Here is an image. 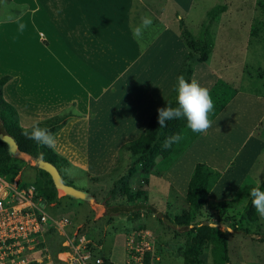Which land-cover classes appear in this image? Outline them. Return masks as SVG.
Segmentation results:
<instances>
[{"label": "rangeland", "instance_id": "rangeland-1", "mask_svg": "<svg viewBox=\"0 0 264 264\" xmlns=\"http://www.w3.org/2000/svg\"><path fill=\"white\" fill-rule=\"evenodd\" d=\"M113 1L116 2L19 0L16 5L0 0V22H12L0 25V67L16 71L28 65L29 71L33 69L34 72L24 70L27 74H19L20 84L23 85L21 91L30 100H62L85 89H88L85 90L88 95L94 97L88 101L92 111L90 109L87 116L73 109L84 116L77 119L84 120L76 123L75 130L68 135L70 137L55 135L56 143L62 147L57 144L54 147L72 164L61 167L64 180L72 182L79 189L88 190L96 198L86 202L74 201L63 191H58L60 201L55 203L56 208H47L49 214L58 218L66 217L88 231L94 244L104 246L99 253L112 254L115 264H124L127 235L143 229L149 230L155 241L156 253L161 260L159 264H185V251L191 238L173 223L189 212L186 195L193 171L189 170L188 158L183 159L187 150L172 165L176 166L173 169L171 167L164 176H150L149 185L136 176V169L141 166L139 158L129 152L121 153L120 150L125 144L140 137L149 119L171 97L177 77L181 75L189 82L196 80L209 91L218 81L217 77H220V80L239 93H254L258 98L261 93L264 94V0H132L134 8L130 10V17L128 14L129 38L118 36L123 30L114 26L113 13L106 10L112 8L110 4ZM27 2L34 7L30 18L16 23L15 19L20 17L21 11L25 6L28 8ZM130 2L125 0L126 6ZM219 6L225 9L209 24L214 47L209 60L203 63L200 53L187 50L184 32L188 31L196 41L204 40L209 13ZM106 13L110 16L107 17ZM77 14L81 15L82 21L78 17V23H75L74 17ZM142 17H149L152 24L143 31L141 39H136L133 28L140 26ZM21 24L24 25L22 30ZM123 35L126 36L125 33ZM81 38H84L83 42L78 41ZM132 38L138 43L140 51L144 52L150 47L155 55L149 61L152 62L151 68L155 66L154 71H141L142 76L145 74L141 76L142 81L143 78L154 81L151 91L147 81L144 79L142 82L141 105L139 99L134 97V92L122 91L117 95L115 89L107 92L101 90V83L107 81L105 79L109 69L111 72L115 65H125L119 55L120 52L133 49ZM182 44L186 50L180 49L177 56L173 55L172 52L179 50ZM70 50H75L74 58H71L74 52ZM189 52L193 54V59L187 58ZM38 53L45 57L41 59L43 65L37 58ZM168 55L174 56L175 69L170 65L173 60L167 59ZM164 60L169 62L168 65ZM39 66L44 68L43 73L37 70ZM191 70L193 74L189 79ZM90 71L93 74L91 76L88 75ZM171 72L173 75H170ZM19 75L8 84L14 85L17 91ZM122 93L124 97L127 96L124 100ZM28 101L22 99L20 105L28 109L32 105ZM259 133L264 134V125L260 126ZM16 155L26 162L18 176L22 184L39 181L44 185L48 177L36 169L30 156L26 159L22 154ZM88 161L89 169H80H85ZM237 181L239 183L225 182L227 185H222V189L213 190L203 212L193 213V221L220 223L217 230L228 240L227 264H264V237L261 235L262 238L255 239L250 234H264V220L261 219L257 225H249L247 216L251 198L243 197L244 187L255 182L248 179ZM261 181L256 180L261 184L255 185L261 186ZM125 184L136 189H148L150 210L137 209L120 197L118 193ZM113 191L117 193L115 205L107 203L114 197ZM224 200H229V205L219 204ZM112 206H120L129 211L114 213L111 220L108 216L109 207ZM161 219L173 223L165 224ZM61 243L62 238L58 232L51 235L49 253H53ZM200 259L203 264H216L211 251H206Z\"/></svg>", "mask_w": 264, "mask_h": 264}, {"label": "trees", "instance_id": "trees-1", "mask_svg": "<svg viewBox=\"0 0 264 264\" xmlns=\"http://www.w3.org/2000/svg\"><path fill=\"white\" fill-rule=\"evenodd\" d=\"M6 1L12 3L14 0ZM132 8H134V6ZM224 9V6H219L209 13V23L205 25L206 29L204 31V40L196 41L188 31L184 32L188 46L187 50L198 52V54L200 53L203 63L209 60V56L212 53V49L214 47L209 24H211L216 17L221 15ZM1 23L2 21L0 24ZM187 58L193 59V54L189 52ZM192 74L193 72L191 70L189 72V79ZM11 80V75H5L0 78V133L8 135L17 141L19 146V154H26L30 156L32 162H36L40 159L50 162L56 166L61 173V167L65 168L72 166L67 158L62 156L58 151H56L55 148H49L47 146L37 144L34 141L26 139L24 135H22L23 130H31L32 127L24 128L21 125L20 116L16 107L8 103L4 97V87ZM238 92V90L232 88L223 80H218L216 82L210 91L214 103L213 111L209 114V119L212 121V123L236 97ZM261 95L264 96L263 93H261ZM174 98H176V92L173 90L171 97L168 98L165 104L161 107H176L177 103ZM70 109L57 116L39 122V126L41 128H47L55 137V135L64 129L72 119L84 117L83 115L74 112L73 109L75 110V108ZM157 116L158 112L156 111L149 119L140 137L125 144L120 150L121 153L129 152L133 156L139 158L138 162L141 166L139 169H136V171H138L136 176L141 177L146 185H149V177L151 175L158 177L164 176L165 173L172 167V165L181 157V155L186 150H188L200 136L204 134L193 133L190 129H188L186 126V118L183 116L175 120L167 121V127L159 128ZM177 133L181 134L182 139L178 143L172 144L171 147L165 148V141ZM118 161L121 162V159L119 158ZM25 163L26 162L23 160V158L11 153L9 146L0 139V176L6 177L10 181H14L20 175L21 168L25 165ZM36 169L40 170L37 167ZM40 172L46 175L48 179L44 182V185L40 184L39 181L35 182V185L38 188V191L43 195L46 203L48 205H53L60 201L58 198V191L56 190L50 175L42 170H40ZM221 177V172L210 168L206 163H198L193 170L186 195V201L189 205L190 213L188 212L185 215L180 216V218H177V221L174 223L170 220L164 221L161 219L165 224L173 223V225L178 227L182 233L187 234L191 238L185 251V264H203V261L200 259V257L205 254L206 251L212 252L216 264H227L229 262L228 240L221 234L219 230H217V226H219L220 223H194L192 217L193 213L196 214L203 212V209L209 202V196L211 192L216 187ZM64 182L75 187L72 182H66L65 180ZM252 187H260L261 190H264V179L261 186H256L255 184H249L245 186L243 189L245 196L243 197L251 198L249 196V191ZM80 190H83L88 194L87 200L96 198V196H91V193L88 190ZM112 194L114 197H112L111 202L109 200L107 203L112 205L114 203L115 205L117 193L116 191H113ZM118 194H120L122 199H126L128 203L135 205L137 209H149L148 189L146 187L136 189L129 184H125ZM68 198L76 201L74 198ZM87 200H85V202ZM229 203V200H224L219 204L229 205ZM56 207L57 205L55 204L54 208ZM125 211L128 212L129 210L126 208L122 209L120 206H112V208L109 207L110 214L108 217L112 220L114 213L118 214ZM161 216L166 217L162 214ZM247 219L249 221V225L252 226L257 225L261 220V218L256 213V210L252 207V203ZM185 227L190 228L185 230ZM246 233L250 232L247 231ZM250 234H253L255 239L256 237L262 238L261 235L264 237V234L260 233ZM62 251H64V248L60 245L56 248L54 253L57 254ZM146 262L148 263V260Z\"/></svg>", "mask_w": 264, "mask_h": 264}, {"label": "crops", "instance_id": "crops-1", "mask_svg": "<svg viewBox=\"0 0 264 264\" xmlns=\"http://www.w3.org/2000/svg\"><path fill=\"white\" fill-rule=\"evenodd\" d=\"M17 1L19 0H14L13 3H16ZM113 2L114 3L110 4L112 8L111 9L106 8V10L107 12L113 13L112 20L114 21V26H116V28L118 29L123 30V33H118V36H121L123 38L124 37L129 38L127 36V31H128L127 29L130 27L129 17L131 12L130 10L133 7L132 0L127 6L125 4V0H116V2L115 1ZM27 4H28V8L27 6H25V9H23V11H21L20 13V17L15 19V22L16 21L23 22L27 18H30V14L34 10V7L32 3L27 2ZM102 6L104 7V4H102ZM91 7L93 8L94 6ZM82 11L83 10H81V12ZM109 16L110 14L109 15L107 14V17ZM78 17L81 20V15L77 14V17H74L75 23L77 22L76 18ZM83 23L86 22L83 21ZM1 24L3 25L12 24V22L7 23L6 21H4ZM124 33L126 34V36L124 35L122 36V34ZM83 39L82 38L81 40L78 39V41L83 42ZM132 45H133L132 50L128 49L124 51L127 53L120 52L121 55L119 56L120 58L124 59L125 65L124 66H120L119 64L115 65L116 67L111 69V72L109 69V73L107 75L108 77L105 79L108 82L106 81L101 83V90L107 92L111 89H115L117 91V95H120L121 93L119 92L122 91L124 93L126 91L134 92V97L139 99V103L141 105L142 104L141 92H143L141 90V84L145 79L143 78V81L141 80V78L145 75L144 74L142 76L141 71L144 69H148L152 72L154 71L153 69H155V66L151 68L152 62L149 61L153 60V57H155V55L153 49H151L150 47L148 50L144 52L140 51L141 49L139 48L138 43L134 40V38H132ZM125 46L130 48L129 45H125ZM3 48H5L6 50V47ZM183 48L185 49V46L182 44L179 50H177L176 52L175 51L172 52L173 55L177 56L178 53L183 51ZM180 49L182 50L180 51ZM74 51L70 50L71 53H73ZM74 54L75 52L73 53V55L71 54V58H74L73 57ZM41 55H42L41 53H38L37 55V58L38 60H40V63H42L41 59L45 58ZM167 59L173 60V62H171L170 65L172 66V68L175 69L176 64L174 61V56L168 55ZM164 63L167 64L169 62H167V60H164ZM206 67L209 68L208 66ZM24 70L29 71L28 65L25 67V69L16 70V71L13 69L4 70L2 69V67H0V78L5 75H11L12 80L9 82L11 83L12 81L14 82L16 80V75H19L21 72L23 74H27L25 73ZM37 70L41 73L45 71L42 66H39ZM57 71L59 74L60 71L58 70V68ZM29 72H34V71L33 69H31V71ZM171 74L173 75L172 72L170 73V75ZM88 75L91 76L93 74L91 72ZM164 75L165 74H163L162 77ZM159 76L160 75L158 73V77ZM217 78L218 80H220V77ZM146 81H147L148 89H150L151 91V89H153L154 81H150L148 79ZM8 84L4 87V97L6 101H8L10 104L16 107L20 116V123L24 128H30L33 125L43 120H47L49 118H52L54 116L63 113L69 108H76L84 116L88 115V111L89 112L92 111V108L88 104L89 103L88 101L94 97L86 93L87 91L85 90L88 89H85L80 93L74 92L73 94H70V97H66L65 99L62 100L59 98H54V99H41L36 101V100H30L26 95H24L23 90L21 91L22 89L21 87H23V85L21 86L20 84V75L18 76L17 79L18 91L14 88V85L9 86ZM7 87H9V93L7 92ZM124 93H122L123 100L127 98V96L124 97ZM240 93L238 92V94L230 102V104L213 121L212 127L208 129L207 133H204L202 136H200L192 144V146L185 152L186 154L184 153L185 156H183V159L184 157L188 158L190 165L189 170L191 171L194 170L195 166L198 163H206L210 168L221 172L222 177L219 180L216 187L213 189V190L216 189V191L222 189L224 185L226 186L227 184L225 182L236 181L237 183H239L237 180L248 179L252 183L255 182L254 184L260 185L261 183L259 184V182H256V180L263 181L264 179V134L259 133L260 126L264 125V96L261 95L258 98L254 95V93H241V94ZM25 98L29 100L27 103L32 104L31 107H28V109H24L20 105L22 99L24 100ZM258 105L260 106L259 109H258ZM83 120L84 119H72L67 125V127L62 129L57 134V136H60L62 138L70 137L68 135H70L75 130L76 123L81 122ZM73 122L74 124H72ZM237 139L238 141L236 143ZM60 147H62V145ZM56 151L58 150L56 149ZM59 153L63 155L62 152ZM22 155L26 159H29L28 155L26 154H22ZM86 165L87 167L85 169L80 167L79 168L82 170H88L90 161L86 162ZM175 166L176 165H174L171 169H173ZM253 178L255 179V181L253 180ZM125 245H126V240H125Z\"/></svg>", "mask_w": 264, "mask_h": 264}, {"label": "built area", "instance_id": "built-area-1", "mask_svg": "<svg viewBox=\"0 0 264 264\" xmlns=\"http://www.w3.org/2000/svg\"><path fill=\"white\" fill-rule=\"evenodd\" d=\"M34 183L0 176V264H115L112 254L101 255L88 231L66 217H53ZM61 235L64 251L49 253V238ZM148 260V263L146 262ZM149 230L126 237L124 264H159Z\"/></svg>", "mask_w": 264, "mask_h": 264}, {"label": "clouds", "instance_id": "clouds-1", "mask_svg": "<svg viewBox=\"0 0 264 264\" xmlns=\"http://www.w3.org/2000/svg\"><path fill=\"white\" fill-rule=\"evenodd\" d=\"M151 24L152 20L149 17H142L140 26L133 28L134 37L141 39L143 31L150 27ZM23 27L24 25L21 24V30ZM174 91L176 92V103L178 106H166L157 109L159 128H165L167 127V121L183 116L186 118L187 128L193 133H207L208 129L212 127L209 114L214 108L209 89L201 86L196 80L189 82L181 75L177 77ZM22 135L28 140L49 148H54L56 143L54 135L47 128H41L38 123L33 125L31 130H23ZM181 139V134H174L165 141L164 147H171L172 144L178 143ZM249 196L252 198V207L256 210L258 216L264 220V190H261L260 187H252L249 191Z\"/></svg>", "mask_w": 264, "mask_h": 264}, {"label": "water", "instance_id": "water-1", "mask_svg": "<svg viewBox=\"0 0 264 264\" xmlns=\"http://www.w3.org/2000/svg\"><path fill=\"white\" fill-rule=\"evenodd\" d=\"M0 139L9 146L11 153L17 154L19 152L18 143L14 138L0 133ZM34 165L50 175L57 191H63L66 196L76 200L85 201L88 199V194L86 192L66 184L60 171L52 163L40 159L34 162ZM189 228L190 227H185V230H188Z\"/></svg>", "mask_w": 264, "mask_h": 264}]
</instances>
